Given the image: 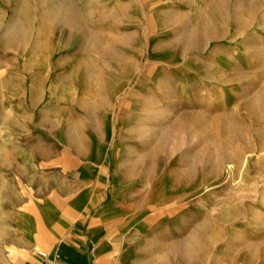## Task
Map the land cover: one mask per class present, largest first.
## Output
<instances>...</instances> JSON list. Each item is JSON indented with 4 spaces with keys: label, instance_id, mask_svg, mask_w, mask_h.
Here are the masks:
<instances>
[{
    "label": "rangeland",
    "instance_id": "374dc122",
    "mask_svg": "<svg viewBox=\"0 0 264 264\" xmlns=\"http://www.w3.org/2000/svg\"><path fill=\"white\" fill-rule=\"evenodd\" d=\"M98 140L159 250L264 264V0H0V183Z\"/></svg>",
    "mask_w": 264,
    "mask_h": 264
},
{
    "label": "crops",
    "instance_id": "0c3cea01",
    "mask_svg": "<svg viewBox=\"0 0 264 264\" xmlns=\"http://www.w3.org/2000/svg\"><path fill=\"white\" fill-rule=\"evenodd\" d=\"M109 148L98 140L66 149L61 170L59 158L42 147L15 173L3 172L0 264H181L179 253L151 243L133 204L119 200Z\"/></svg>",
    "mask_w": 264,
    "mask_h": 264
},
{
    "label": "built area",
    "instance_id": "2783aa9c",
    "mask_svg": "<svg viewBox=\"0 0 264 264\" xmlns=\"http://www.w3.org/2000/svg\"><path fill=\"white\" fill-rule=\"evenodd\" d=\"M40 256H44V254L43 253H38Z\"/></svg>",
    "mask_w": 264,
    "mask_h": 264
}]
</instances>
